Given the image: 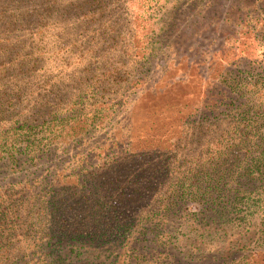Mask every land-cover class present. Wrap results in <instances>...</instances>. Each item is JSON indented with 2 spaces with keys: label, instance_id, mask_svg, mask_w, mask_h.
I'll return each instance as SVG.
<instances>
[{
  "label": "rangeland",
  "instance_id": "rangeland-1",
  "mask_svg": "<svg viewBox=\"0 0 264 264\" xmlns=\"http://www.w3.org/2000/svg\"><path fill=\"white\" fill-rule=\"evenodd\" d=\"M31 1L21 4L19 0H0V10L7 12L5 16L16 12L25 14L38 5ZM17 6L21 10L14 11ZM67 8L33 25L39 24L45 29L46 48L49 44L51 49H60L64 84L75 85L68 73L69 64L78 55H66L69 51L64 46L69 45L68 39L73 33L71 37L86 54L90 46L86 36L90 32L84 24L86 17H76L85 10L66 15ZM104 17L112 31H116L109 34V105L97 100L87 113L70 115L71 125L61 126L40 119L17 122L18 113L30 116L32 101L27 100V94L22 95V102L14 100L13 121L0 129V198L12 186L23 187L26 182L33 186L39 184L33 190L41 195L42 188H48L56 178L73 173L81 163L78 158L91 149L96 148L97 159H101L112 147L121 148L128 137L139 147L160 146L169 139L173 142L176 137H195L194 127L203 126L208 139L193 150L185 144L179 153L189 158L196 151H213L221 133L233 131L234 122L240 117L237 107L250 100L247 95L237 99L238 89L228 92L227 86L231 84L223 81L225 71L226 79L237 84L264 85V0H131L129 3L110 0ZM30 18L29 15L26 19ZM129 18H134L132 41L125 36L130 27ZM81 23L83 35H78L80 29L76 26ZM97 23L91 25L96 34ZM33 25H27L15 35L31 37ZM30 45H35L33 39ZM128 45L135 49L131 55L128 48H123ZM102 58L94 54L90 60L100 62ZM51 60L50 67L54 69ZM88 60L87 57L84 63L80 60L78 72ZM2 80L10 85L13 75L9 73ZM247 194L242 193L235 207L228 208L230 212L223 222L218 216L213 219L214 215H200L203 210L199 208L193 211L197 221L192 219L187 228L182 223L195 217L191 211L184 208L172 222L169 217L166 225L162 224L163 230L170 229L169 251L186 264L228 262L239 256L264 253V203L262 209H255L252 203L257 196L247 198ZM61 196H65L64 192L56 200ZM183 212L189 218H184ZM29 232L26 236H32L33 243L42 241L39 235ZM88 245L83 246L86 264L123 261L121 246L118 249L109 244L98 248ZM160 252L127 249L125 261L160 264L163 258ZM191 253H194L193 261L187 256ZM33 261H39V257ZM33 261L32 264H37Z\"/></svg>",
  "mask_w": 264,
  "mask_h": 264
},
{
  "label": "trees",
  "instance_id": "trees-1",
  "mask_svg": "<svg viewBox=\"0 0 264 264\" xmlns=\"http://www.w3.org/2000/svg\"><path fill=\"white\" fill-rule=\"evenodd\" d=\"M27 1L19 0L21 4ZM33 1L38 5L25 14L16 12L5 16L7 12L0 10L3 15L0 17V129L13 121V101L22 102L23 94L32 101L31 111H28L32 119L18 113L20 117L16 121L22 123L40 119L61 126L71 125L69 116L87 113L95 106V101L102 100L100 104L109 105V34H116L104 17L110 0ZM122 1L129 3L131 0ZM66 7V15L85 10L76 17H86L84 24L90 32L86 36L90 45L86 54L71 37L73 33H70L69 45L64 46L70 52L65 54L74 53L79 57L69 64L68 75H72L69 80L75 85L64 84L60 49H51L49 44L46 48L45 29L39 24L33 25L35 21L55 17ZM17 10L21 8L17 6L14 11ZM29 15L31 18L26 19ZM93 22H98V34L91 30ZM128 22L130 27L125 36L132 41L134 18H129ZM84 24L76 26L80 29L78 35H83L81 27ZM27 25H33L31 37L15 35ZM30 39L35 45H30ZM123 48H128L130 55L135 50L132 45ZM94 54L103 56L102 60L92 62ZM85 57L89 60L78 72L76 68L80 60L84 63ZM50 58L54 69L50 67ZM9 73L13 75V82L6 85L2 79ZM224 75L223 81L231 84L227 86L228 92L238 89L237 99L247 95L250 100L237 107L240 117L234 122L233 131L221 133L215 150L196 151L189 158L179 153L185 144L193 150L202 140L208 139L203 126L194 127L195 137H176L173 142L169 139L160 146L139 147L128 137L121 148L112 147L101 159H97L96 148L91 149L90 153L78 158L81 163L73 173L56 178L48 188H42L41 195L33 190L39 184L33 186L30 182L6 191L0 198V264H32L35 257H39V261H33L37 264H86L85 244L93 248L104 244L118 249L121 246L123 261L118 264H141L138 260L126 263L127 249L152 254L161 250L160 264H186L169 251L170 229H162L169 217L172 222L184 208L194 216L193 211L199 208L203 210L200 215H214L213 219L218 216L223 222L230 212L228 208L235 207L244 192H248L247 198L256 195L252 204L255 209H262L264 85L237 84L226 79V71ZM61 192L65 196L57 201ZM196 216L182 226H190L197 221ZM183 217L189 218V215L183 212ZM27 231L30 235H39L42 241L33 243L32 236H26ZM193 255H187L190 261ZM255 262L264 264L263 252L206 264Z\"/></svg>",
  "mask_w": 264,
  "mask_h": 264
}]
</instances>
